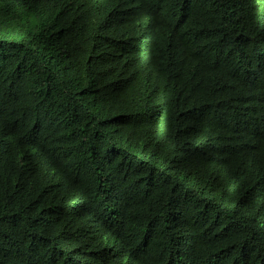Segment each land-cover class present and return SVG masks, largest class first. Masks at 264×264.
<instances>
[{"label": "trees", "instance_id": "16d2710c", "mask_svg": "<svg viewBox=\"0 0 264 264\" xmlns=\"http://www.w3.org/2000/svg\"><path fill=\"white\" fill-rule=\"evenodd\" d=\"M0 264H264V0H0Z\"/></svg>", "mask_w": 264, "mask_h": 264}]
</instances>
